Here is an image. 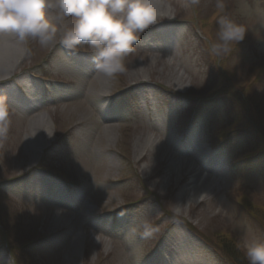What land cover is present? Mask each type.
Masks as SVG:
<instances>
[{"label":"rangeland","instance_id":"obj_1","mask_svg":"<svg viewBox=\"0 0 264 264\" xmlns=\"http://www.w3.org/2000/svg\"><path fill=\"white\" fill-rule=\"evenodd\" d=\"M159 3L168 9L162 20L182 22L172 28L174 38L146 33L125 57L126 71L111 77L97 72L92 61L84 69L82 56L59 44L16 41L23 53L11 69L22 76L16 82L24 85V67L31 66L68 84L50 82L47 94L38 93L43 90L39 81L25 86L34 105L25 110L0 86L9 107L7 131L0 134V178L30 170V140L43 131L53 141L43 161L59 176L78 180L83 197L76 206L56 201L39 189L53 182L36 172L8 185L7 195L0 196V264H99L100 255L102 264H154L161 243L176 256L173 264H248L239 245L247 237L264 236V0H223L222 9L217 0ZM221 16L248 32L231 53L217 58L210 43L217 39ZM2 39L10 40L6 34ZM103 77L109 93L141 79L150 84L126 91L111 110L101 97ZM182 95L196 97L191 112ZM191 121L186 141L205 150L221 142L214 156L224 171L217 178L219 188L188 204L191 174L208 168L197 159L201 151L179 144ZM70 126L75 128L60 137ZM150 137L155 146L146 147ZM180 162L196 167L177 173ZM143 196L147 199L137 207L119 210L117 221L109 214L100 218L104 210ZM60 229L65 233L56 239L29 243ZM187 233L194 236L188 243L182 240Z\"/></svg>","mask_w":264,"mask_h":264},{"label":"clouds","instance_id":"obj_2","mask_svg":"<svg viewBox=\"0 0 264 264\" xmlns=\"http://www.w3.org/2000/svg\"><path fill=\"white\" fill-rule=\"evenodd\" d=\"M159 0H0V35L12 34L42 47L57 44L75 52L87 46L95 70L106 76L126 71L141 34L166 18ZM197 3V0H192ZM223 8V0H217ZM54 13V16H53ZM171 18V17H167ZM217 39L210 50L217 58L231 53L248 28L227 16L218 21ZM8 105L0 97V134L7 131ZM248 264H264V236L247 237L239 245Z\"/></svg>","mask_w":264,"mask_h":264},{"label":"bare ground","instance_id":"obj_3","mask_svg":"<svg viewBox=\"0 0 264 264\" xmlns=\"http://www.w3.org/2000/svg\"><path fill=\"white\" fill-rule=\"evenodd\" d=\"M158 8L160 9L162 14H167L168 9L164 8V5L161 3H158ZM172 28H174V26H171ZM7 35V39L8 42H6L5 39L0 40V81L3 80H7L9 75H11L14 71H12L11 69H13L17 63L19 62V60L22 58V49L17 47V37H15L12 34H6ZM13 39H11V38ZM15 38V41H14ZM141 71H144L143 69ZM181 76L177 77L176 81L179 83L181 80ZM102 83H103V90H102V94H106L109 93L108 88L110 86L109 82L107 81V78L103 77L102 78ZM28 105H30V103H27ZM16 106L19 107V109L25 110V109H30L33 107H20L18 105V103L15 104ZM44 123H46L45 121V117H42L39 120V124L40 125H44ZM41 128H39L40 130ZM44 129V128H42ZM46 136V134L43 131H40L39 135H36L35 133H33L30 143H32V150H28L31 155V166H36V163L38 162L39 158L41 157V154L44 152V149L47 148L51 141H48V138ZM153 147L155 146V141L150 137L149 139H146V147ZM143 151V150H142ZM198 151H200V149H198ZM144 152V151H143ZM142 152V154H143ZM198 157V156H197ZM211 165V167H208L210 170L213 171V173L215 174V177H210V170L208 168H205V172L204 173H199V172H194L193 174H191V180L188 184V190H189V194H185L187 197V203H195V202H200L201 200L209 197L216 188H219L220 184L218 182V176L221 175L222 173V166L220 165L219 162H214V163H209ZM176 167V172L179 173L181 168H187L191 173L192 170L196 167L193 163L191 162H180L178 164L175 165ZM65 188V186H64ZM68 193H66L67 196L69 197H73L74 200V204L77 200H79L80 197V192L76 191L74 194H72V192L69 190L68 188ZM63 193H65V190H63ZM184 194V193H183ZM137 207V205H134ZM55 223L61 222L60 218H55L54 219ZM64 224V223H63ZM180 235H183L184 233H186L185 231L179 230ZM188 232V231H187ZM189 236L188 238L182 236V240L185 242H189L191 239L194 238L193 235L187 233ZM82 238H85V236H83ZM78 241V239H76ZM76 241V242H77ZM83 244V239L81 240V245ZM161 250L163 251L164 254V248L162 247ZM163 254L160 255V257H163ZM74 256V255H73ZM159 257V254L157 255ZM170 260L173 261V257H170ZM154 264H163L162 260H158L156 258L153 259Z\"/></svg>","mask_w":264,"mask_h":264},{"label":"trees","instance_id":"obj_4","mask_svg":"<svg viewBox=\"0 0 264 264\" xmlns=\"http://www.w3.org/2000/svg\"><path fill=\"white\" fill-rule=\"evenodd\" d=\"M244 260H246V259H244Z\"/></svg>","mask_w":264,"mask_h":264}]
</instances>
